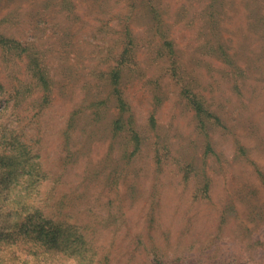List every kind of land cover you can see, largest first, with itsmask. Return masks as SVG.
Here are the masks:
<instances>
[{"label": "rangeland", "instance_id": "rangeland-1", "mask_svg": "<svg viewBox=\"0 0 264 264\" xmlns=\"http://www.w3.org/2000/svg\"><path fill=\"white\" fill-rule=\"evenodd\" d=\"M1 33L0 264H264V0H0Z\"/></svg>", "mask_w": 264, "mask_h": 264}, {"label": "trees", "instance_id": "trees-1", "mask_svg": "<svg viewBox=\"0 0 264 264\" xmlns=\"http://www.w3.org/2000/svg\"><path fill=\"white\" fill-rule=\"evenodd\" d=\"M158 17L159 16H157L156 18H158ZM0 39H2V41L4 42L3 45L7 47L8 51L9 50L10 51L11 50H13V51H16V50L17 51L18 50L19 51H27L29 49L30 44L23 43L22 41L17 40V39H12L10 37H6L2 33L0 34ZM167 49H168V55H170L171 57L173 55H175V49L172 47V45H169V47ZM30 50H31L30 51L31 53L29 52L27 54V57L30 59V61L32 63V67H30V68L33 70V76L36 77L37 82L40 84L41 90H43L45 93L43 96V101H42V102H45V100L48 96V93H49L48 82L51 84L52 79H51V81H50V79H48L47 70H46L47 68L45 67L42 60L40 59L39 52L37 50H35V46H31ZM134 52H135V46L131 41V43H129V46L125 47V49L119 55V59L116 63L115 68H113L111 70V72L109 73L108 84H109V88H110V93H111L112 97L114 96L115 100L118 102V106L121 109V114H124L127 111L128 103L126 102L123 90L121 89V81L120 80L123 77V75H122L123 70L125 69L128 60L131 58L132 53H134ZM170 61L172 62L170 70L172 71L173 74L176 75V67L174 66V62H175L174 58L171 59ZM186 92H187V94H191L190 91L186 90ZM190 99H191L190 105L192 106V108L195 109L198 127L200 128L201 131H205V134L208 135V130L211 131V130L215 129L216 127H218V128L223 127L222 120L220 119V117H218L216 114H214L213 111H211V110L209 111V109L205 105V101L203 99H200V98L198 99L192 95H191ZM207 116L212 117V122L209 124V126L207 125ZM117 123H118V125H117ZM117 123L116 124L114 123V129H113L114 134L116 136L123 129H125V130L132 129V123L133 122L131 119L130 120L127 119L123 123H120V120H117ZM119 123L121 124V127L119 126ZM136 136L134 138L138 141V134L137 133H136ZM207 144H208L207 146H210L209 142ZM8 145H9V143L7 142L3 146L7 147ZM188 167L190 168V166L183 167V171L186 172ZM34 176H32V182L28 187L30 188L31 193L38 194L36 183L41 178L38 176H36L34 178ZM5 183L6 182H3L2 184H5ZM207 188H208V185L205 184L204 189L207 190ZM22 251L24 253L36 256V255H38L37 251H39V249H37V251H35V252H31L30 248L22 249ZM14 252L15 251H12L10 253L12 260H13ZM11 259L10 258L6 259L7 261H5L4 264H11V263H9L11 261ZM1 262H3V259L0 260V263ZM155 262H156V260H154V262L152 264H155ZM29 263H30V260L23 258V264H29ZM226 263L227 264H243L235 256L233 257V259L231 261H227ZM168 264H172V263H168Z\"/></svg>", "mask_w": 264, "mask_h": 264}]
</instances>
